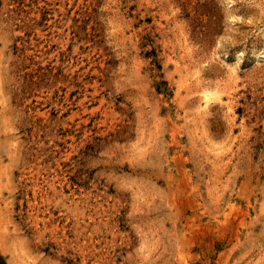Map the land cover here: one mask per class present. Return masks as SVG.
I'll return each instance as SVG.
<instances>
[{
  "label": "rangeland",
  "instance_id": "1",
  "mask_svg": "<svg viewBox=\"0 0 264 264\" xmlns=\"http://www.w3.org/2000/svg\"><path fill=\"white\" fill-rule=\"evenodd\" d=\"M0 264H264V0H0Z\"/></svg>",
  "mask_w": 264,
  "mask_h": 264
}]
</instances>
